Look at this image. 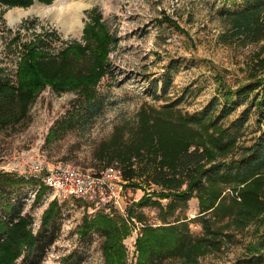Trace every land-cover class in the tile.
Listing matches in <instances>:
<instances>
[{
    "label": "rangeland",
    "instance_id": "obj_1",
    "mask_svg": "<svg viewBox=\"0 0 264 264\" xmlns=\"http://www.w3.org/2000/svg\"><path fill=\"white\" fill-rule=\"evenodd\" d=\"M60 1L54 0L46 5L58 4L54 7H60L66 4ZM70 2L82 4L74 27L67 21L66 24L60 22L58 16L53 17L51 12L55 8L47 13L42 5L45 3L35 1L28 7L0 4V65L5 68L0 76L6 75L11 84H18L16 73L21 42L35 41L40 37L47 41L43 45L45 51L59 57L69 43L83 41L84 27L90 19L88 10L97 6L102 10L110 31L119 40L110 53L111 69L97 87L96 103L100 106V113L85 121L89 105L84 103L77 90L56 92L48 85L38 93L23 119L0 130V170L27 175L32 158H41L50 165H81L93 171L110 165H118L124 171L130 168L134 177L125 184L124 210L113 207L91 210L88 205L84 206V201H81L82 205L79 201L61 203L49 188L43 199L35 203L40 183L33 177L38 182L37 187L31 185L12 196L15 200L20 199L24 213L32 216L35 233L49 203L56 199L62 205L61 228L40 264H60L61 259L75 248H80L85 256L81 264H106L101 233L96 232L91 242L83 243L77 231L86 212L94 215L98 211L120 216L129 222L130 233L122 241L127 254L123 264H134L138 255L136 242L144 223L162 224L164 221L159 214L160 207L154 204L136 205L135 217L129 214L132 205L144 193H153L160 188L149 179L156 167L147 156H143V149L140 155L133 154L126 159V154L139 145L143 109L150 111L165 104H175L174 109L197 114L202 113L216 97L220 99V107L224 103L222 84L236 88L249 79L255 64L264 58V41L252 42L230 35V22L220 17L217 10L220 7L243 8L245 4L240 0L236 4L231 0ZM165 15L170 16L181 30L164 21ZM17 35L20 41L14 42ZM254 95L252 93L248 100L238 103L235 111L224 120L230 125L232 120L249 110L250 119L238 132L241 145H251L260 133L256 110L249 107ZM59 123L65 127L57 130L56 137L50 139L51 128ZM232 131L237 132L234 128ZM227 192L238 195V191L231 188ZM154 199L163 204L168 202L167 198L155 196ZM199 213V198L194 196L167 220L180 218L188 223L194 236H200L204 230L202 221L196 218ZM139 215H144V221L139 220ZM257 218L243 231H233L232 228V240L221 250L201 256L199 264H248L245 262L247 245L258 242L264 233V214ZM15 264H22V257ZM165 264H181V261L169 259Z\"/></svg>",
    "mask_w": 264,
    "mask_h": 264
},
{
    "label": "trees",
    "instance_id": "obj_2",
    "mask_svg": "<svg viewBox=\"0 0 264 264\" xmlns=\"http://www.w3.org/2000/svg\"><path fill=\"white\" fill-rule=\"evenodd\" d=\"M35 1L0 0V4L28 7ZM38 1L50 4L54 0ZM231 1L236 4L239 0ZM240 1L245 4L243 8L220 7L217 10L220 17L230 22V35L252 42L264 41V0ZM88 15L90 19L84 27L83 41H72L59 57L45 51L43 45L47 41L40 37L20 43L18 84H11L6 75L0 76V130L23 119L38 93L48 85L56 92L77 90L84 103L89 105L85 121L100 113L96 103L97 87L111 69L110 53L119 40L110 31L99 7L88 10ZM164 17V21L181 30L170 16ZM15 41H20L19 35ZM2 71L5 72V68L0 65ZM249 76L236 88L222 84L224 103L219 107L220 99L216 97L202 113L182 112L174 109L175 104H165L150 111L143 109L139 145L126 154V159L133 154L140 155L143 149V156L156 167L149 179L160 188L153 193H144L132 205L129 214L135 217L136 205L154 204L160 207L159 214L164 221L162 224L144 223L136 242L138 255L134 264H165L169 259H178L181 264H199L201 256L221 250L232 240V228L243 231L264 214V58L255 64ZM252 93L255 95L249 107L256 110L260 133L251 145H241L238 132L249 121V110L232 120L230 125L224 120ZM64 127L59 123L51 128L50 139ZM125 176L133 178L134 172L128 168ZM37 183L24 175L0 170V264H15L21 257L22 264H40L56 239L63 219V208L58 200L49 203L35 233L32 216L24 213L23 202L12 196L31 185L37 187ZM228 188L238 191V195L227 192ZM47 191L48 187L41 184L35 194V203L41 201ZM155 196L167 198L168 202L163 204L155 200ZM194 196L200 202V213L196 216L203 223L204 232L200 236H194L188 223L180 218L167 220ZM142 219L144 221V215H139V220ZM130 230L126 219L102 211L94 215L86 212L77 226L78 237L83 243L91 242L96 232L101 233L106 264L126 261L122 241ZM247 253L246 263L263 264L264 233L258 242L247 245ZM84 259L80 248H75L61 259L60 264H81Z\"/></svg>",
    "mask_w": 264,
    "mask_h": 264
},
{
    "label": "built area",
    "instance_id": "obj_3",
    "mask_svg": "<svg viewBox=\"0 0 264 264\" xmlns=\"http://www.w3.org/2000/svg\"><path fill=\"white\" fill-rule=\"evenodd\" d=\"M25 177L47 186L61 203L84 201L91 210L119 208L124 210L125 171L118 165L93 171L81 165L46 164L41 158H32ZM39 188L37 187V190Z\"/></svg>",
    "mask_w": 264,
    "mask_h": 264
},
{
    "label": "bare ground",
    "instance_id": "obj_4",
    "mask_svg": "<svg viewBox=\"0 0 264 264\" xmlns=\"http://www.w3.org/2000/svg\"><path fill=\"white\" fill-rule=\"evenodd\" d=\"M57 1H59V0H57ZM70 1L71 0H61L60 1L61 3H66V4L63 5V6H60V7H54V6L58 5V4H55V5H46V4H42L39 1H37V2L39 4H42V5L45 6V10L47 11V13H49L50 10H52L53 8H55L51 12V15L53 17L54 16H58L60 18L59 19L60 22H62L63 24H66V21H67L71 25V27H74L78 23V21H77L78 10H79V6H82V4H80V3H71ZM70 7H72V10H69Z\"/></svg>",
    "mask_w": 264,
    "mask_h": 264
},
{
    "label": "water",
    "instance_id": "obj_5",
    "mask_svg": "<svg viewBox=\"0 0 264 264\" xmlns=\"http://www.w3.org/2000/svg\"><path fill=\"white\" fill-rule=\"evenodd\" d=\"M36 1H38V0H36Z\"/></svg>",
    "mask_w": 264,
    "mask_h": 264
}]
</instances>
